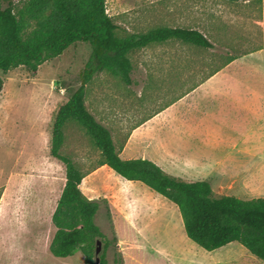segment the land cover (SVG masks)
Segmentation results:
<instances>
[{
	"label": "rangeland",
	"instance_id": "1",
	"mask_svg": "<svg viewBox=\"0 0 264 264\" xmlns=\"http://www.w3.org/2000/svg\"><path fill=\"white\" fill-rule=\"evenodd\" d=\"M260 6L259 0H106L107 13L119 26L117 35L144 33L162 26L196 28L215 44L216 51L191 45H186L187 49L207 58L210 54L217 55L218 67L230 58L258 48ZM139 51L130 53L135 81L138 80ZM90 54L91 45L78 42L43 63L36 73L23 66L6 74L0 71L3 78L0 89V264L85 262L81 250L65 258L54 256L50 251L56 230L52 215L64 185L66 167L48 150L56 113L80 86V74ZM186 67L191 68L189 64ZM128 86L106 70L98 72L86 86L88 109L102 120L98 98L107 104L110 112L115 104L114 91L127 100L133 99L132 107L148 101L157 105L169 98L163 95L154 99L153 95L145 96V101L137 100ZM103 89L109 92L101 94ZM124 107L130 108L123 103L121 108ZM107 127L117 146H122L131 126ZM64 134L66 147L60 152L70 156L85 174L82 191L86 195L99 196L98 199L104 198L108 204L110 216L105 202L96 215V223L108 239L112 240L114 235L118 239L117 244L112 241L107 249V264H121V261H115L121 254L122 264L125 263L121 246L130 245V240L125 237H134L135 233L138 238L132 242L144 254L142 259L147 264H193L197 260L214 264L203 258L204 253L211 251L186 235L181 213L175 204L142 182H128L108 167L99 170L103 160L101 151L75 120L67 122ZM73 141L82 147V151L71 149ZM127 185L143 188L140 196L147 198V202L142 204L139 199L125 194L119 197L118 189ZM214 195L221 196L219 193ZM154 197L164 201L163 211H157L152 205L158 201ZM141 206L147 208L142 212L144 218L139 225ZM119 240L121 246H118ZM212 255L222 259L219 252L213 251Z\"/></svg>",
	"mask_w": 264,
	"mask_h": 264
},
{
	"label": "trees",
	"instance_id": "2",
	"mask_svg": "<svg viewBox=\"0 0 264 264\" xmlns=\"http://www.w3.org/2000/svg\"><path fill=\"white\" fill-rule=\"evenodd\" d=\"M118 28L107 13L106 0H0V71L4 74L21 66L36 73L43 63L69 46L78 42L91 45L89 60L80 74L81 84L60 106L52 128L50 153L65 164L66 182L52 215L56 231L51 253L65 258L81 250L84 264H96V243L100 239L99 264H107L109 245L118 243L116 235L108 239L96 223L97 212L103 202L107 204L106 199L88 198L80 187L85 174L70 156L60 153L63 128L69 120H75L100 149V166L107 165L127 180L142 182L178 207L189 239L208 251L237 241L264 262V197H215L208 181H186L166 173L149 159L121 158L111 130L85 103L86 86L98 72L106 70L126 84L132 83L129 53L136 48L172 38L204 48L214 44L193 28L162 26L125 36L117 35ZM2 85L0 77V89ZM107 209L110 216L108 204ZM115 261L122 264V254Z\"/></svg>",
	"mask_w": 264,
	"mask_h": 264
},
{
	"label": "crops",
	"instance_id": "3",
	"mask_svg": "<svg viewBox=\"0 0 264 264\" xmlns=\"http://www.w3.org/2000/svg\"><path fill=\"white\" fill-rule=\"evenodd\" d=\"M259 2L261 6L257 20L258 48L230 58L219 67L217 55L210 54L208 58L198 55L189 51L186 46L197 45L176 38L152 42L145 47L132 50L140 49L138 80H133V66L132 83L128 86L130 92L136 94L137 100L145 101V96L153 97V95L154 99H159L163 95L169 98L157 105L148 101L132 107L133 99L127 100L114 91L115 104L110 112L107 104L98 98L103 116L100 117L102 120L95 116L97 120L105 126H131L122 146H117L112 135L121 158L149 159L166 173L186 181H208L213 192L221 196L229 195L242 199L262 197L264 194V0ZM214 48L215 44L208 49L216 51ZM130 53L129 58L132 62ZM187 64L191 68H187ZM105 91L109 92L103 89L100 93ZM123 103L129 105V110L126 107L121 108ZM65 147L64 134V143L60 151L62 152ZM71 149L82 151V147L80 148L76 141H73ZM105 167L108 166L103 165L98 169ZM127 181L135 184L140 182ZM65 182L66 176L64 185ZM137 186L120 187L117 195L121 197L125 194L139 199L138 201L144 204L147 198L140 196L144 190ZM134 189H139L141 192H136ZM62 190L63 188L59 192L58 200ZM86 196L91 199L99 198V196ZM154 198L158 201L152 205L156 206L157 211H163L164 201ZM146 208L141 206L139 209L142 215L139 216L141 218L138 221L139 225L144 218L142 212H145ZM114 221L117 222L116 219ZM117 231L119 232V227ZM125 238L130 240V245L121 246V240L118 244L125 257L124 264L144 262L142 259L144 254L138 251L140 249L132 242V239L138 238V234ZM213 251L219 252L223 260L218 259L219 257L213 258ZM203 258L214 264H264L237 241L210 253H204ZM193 264H205V262L197 260Z\"/></svg>",
	"mask_w": 264,
	"mask_h": 264
},
{
	"label": "water",
	"instance_id": "4",
	"mask_svg": "<svg viewBox=\"0 0 264 264\" xmlns=\"http://www.w3.org/2000/svg\"><path fill=\"white\" fill-rule=\"evenodd\" d=\"M102 250V242L101 240H97V243H96V250H95V255H96V264H99L100 263V258H99V254Z\"/></svg>",
	"mask_w": 264,
	"mask_h": 264
}]
</instances>
